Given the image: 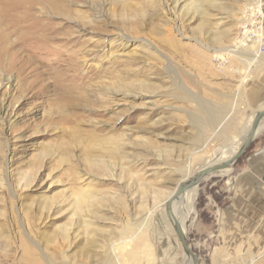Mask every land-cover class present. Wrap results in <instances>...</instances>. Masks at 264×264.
<instances>
[{
	"label": "rangeland",
	"instance_id": "1",
	"mask_svg": "<svg viewBox=\"0 0 264 264\" xmlns=\"http://www.w3.org/2000/svg\"><path fill=\"white\" fill-rule=\"evenodd\" d=\"M124 1L144 22L107 0L0 5V264H185L165 199L264 109V0ZM252 149L198 185L182 224L200 264H264V219L227 235L220 211Z\"/></svg>",
	"mask_w": 264,
	"mask_h": 264
},
{
	"label": "bare ground",
	"instance_id": "2",
	"mask_svg": "<svg viewBox=\"0 0 264 264\" xmlns=\"http://www.w3.org/2000/svg\"><path fill=\"white\" fill-rule=\"evenodd\" d=\"M16 1V0H15ZM110 2V4L112 5L111 7V12L113 13V15H115V17L118 18V20H120L121 23H124V24H129V23H133L134 25L138 26L139 23H142L144 22L142 17L141 19H138V16H140L141 14V9H138V8H132V6L130 5V3H127L125 2L124 0H107ZM55 2V1H54ZM209 2V1H208ZM204 3V2H203ZM211 3V2H210ZM209 3V4H210ZM213 3V2H212ZM9 4V0H0V5L1 6H7ZM12 4V3H11ZM10 4V5H11ZM16 4L13 3V5ZM56 5V4H55ZM191 5V4H190ZM63 9L61 10L63 14H67L65 12H68V6H67V3L64 4L63 2ZM85 6V5H84ZM151 8H155V5L151 4L149 5ZM192 6V5H191ZM256 6L258 7L259 6V1H257V4ZM16 7V6H15ZM17 7H18V3H17ZM90 7V6H89ZM143 7V6H142ZM196 7V6H194ZM99 9V8H98ZM145 9V8H144ZM195 10V9H194ZM97 11V10H96ZM196 11V10H195ZM144 11H142L143 13ZM98 13H96L97 15ZM152 14V13H151ZM1 15V14H0ZM35 15V14H34ZM95 15V14H94ZM66 16V15H65ZM83 16V15H82ZM85 16V15H84ZM38 17V16H37ZM130 17H133V19H131ZM111 18V17H110ZM80 19V18H79ZM95 20V19H94ZM37 20H35L36 22ZM42 23V22H41ZM41 27V26H40ZM44 27V26H43ZM12 28V27H11ZM201 28V26H200ZM40 29V28H39ZM47 29V28H44V30ZM37 31V29H36ZM35 32V31H34ZM135 33V32H134ZM35 34V33H34ZM44 37V36H43ZM250 41V39H248ZM127 41V40H126ZM247 41V42H249ZM127 43V42H124V44ZM16 44V43H15ZM245 45V43H244ZM229 51H231L229 49ZM0 81H2L0 79ZM5 81V80H4ZM5 83V82H4ZM8 81L5 83L7 84ZM110 95H120L119 93L117 92H114V91H110L109 92ZM125 94V93H124ZM109 95V94H108ZM123 95V94H122ZM110 97V96H109ZM112 97V96H111ZM252 118L253 116L250 118L249 122L247 123V127H246V131L245 133L243 134V136L234 144L230 145V146H225V147H222L220 152L217 153V155H215V158L214 159H211L207 162H205V164L202 166H206V165H210V164H213V163H216V162H220V161H223V160H226L232 156L235 155V153L238 151V149L240 148L245 136L247 135V132L250 128V125H251V121H252ZM0 119H1V116H0ZM261 126H264V119L262 120L261 124L259 125V128H258V133L263 129L261 128ZM230 168V167H229ZM201 169V168H200ZM199 169V170H200ZM198 170V171H199ZM224 170H227V169H224ZM222 170V171H224ZM197 171V172H198ZM179 174L182 173V169H179ZM191 177V176H190ZM189 177V178H190ZM206 178V177H205ZM188 179V176L187 174H183L182 176V179L179 180L177 182V184L181 181H185ZM176 184V185H177ZM176 185L173 187V189L171 190V192L168 194V197L171 195V193L174 191ZM160 191V190H159ZM197 191H198V185H194L188 189H186L184 192H182L181 194H179L178 197H176L173 202H172V205H171V217L172 219H175L176 221L179 222V224L183 227V222L184 220L187 218V216L189 215V213L193 210V205H194V202H195V199H196V196H197ZM161 192V191H160ZM160 195V194H159ZM162 196V195H161ZM159 196V197H161ZM92 197V194L89 193V192H77L76 194L73 195V202H72V207L74 209V214H78L79 211H81L84 206H85V203H87V201ZM168 197L165 199L163 205H165V212H166V201L168 199ZM86 200V201H85ZM155 200V199H154ZM154 200H153V204H154ZM160 201V200H159ZM157 203V202H156ZM159 203V202H158ZM84 205V206H83ZM154 208V207H153ZM152 215V211H148L145 213V215L142 217L141 220L137 221L135 224L132 225V227H137L136 229V232H140L142 231L146 226H147V221H149L150 217ZM166 216H167V213H166ZM171 228H172V231L174 232V229H173V224L170 223L169 219L167 218ZM131 228V227H130ZM132 229V228H131ZM183 229L185 230V226L183 227ZM133 230V229H132ZM135 230V229H134ZM122 231V230H121ZM134 232V231H133ZM135 232V233H136ZM124 234V233H123ZM122 234V235H123ZM126 234V233H125ZM134 237V235L132 236H126L125 238H128V240L132 239ZM127 240V239H126ZM178 240V239H177ZM117 243H113V248L114 246H116ZM183 253V252H182ZM113 258V257H112ZM183 260H184V263L185 264H192V260L189 256L185 255L183 253ZM115 260V259H114ZM111 258H110V261L107 263V264H113L111 263ZM117 261V260H116ZM115 261V262H116ZM118 264V262H117Z\"/></svg>",
	"mask_w": 264,
	"mask_h": 264
},
{
	"label": "crops",
	"instance_id": "3",
	"mask_svg": "<svg viewBox=\"0 0 264 264\" xmlns=\"http://www.w3.org/2000/svg\"><path fill=\"white\" fill-rule=\"evenodd\" d=\"M263 92L261 90L255 97L263 98ZM250 145H253L252 152L234 180L235 192L229 197L228 204L220 209L227 223L226 228H229L225 231L227 235H246L251 224L264 219V203L260 198L263 187L261 181L264 180V132L258 133ZM160 255L163 259L176 257L174 252H163Z\"/></svg>",
	"mask_w": 264,
	"mask_h": 264
},
{
	"label": "water",
	"instance_id": "4",
	"mask_svg": "<svg viewBox=\"0 0 264 264\" xmlns=\"http://www.w3.org/2000/svg\"><path fill=\"white\" fill-rule=\"evenodd\" d=\"M264 119V110L257 111L252 118L250 128L247 132V135L245 136L240 148L235 153L234 156L220 161L216 162L210 165H206L202 167L198 172L193 174L190 178H188L185 181L179 182L174 191L171 193V195L168 197L166 201V213L167 218L169 219L170 223L173 224L174 233L176 235V238L178 239L180 246L182 248V251L185 255L189 256L192 260V264H200L197 256L193 252L191 246L187 242V237L185 234V230L183 227L179 224L178 221L175 219H172L170 213H171V205L173 200L179 196L182 192H184L186 189L194 186L199 185L200 182L210 175H213L219 171H222L224 169H228L232 165H234L237 160L244 154L245 150L250 146L253 139L258 134V128L261 124L262 120Z\"/></svg>",
	"mask_w": 264,
	"mask_h": 264
},
{
	"label": "built area",
	"instance_id": "5",
	"mask_svg": "<svg viewBox=\"0 0 264 264\" xmlns=\"http://www.w3.org/2000/svg\"><path fill=\"white\" fill-rule=\"evenodd\" d=\"M261 21H263L262 19V16L261 18L256 22V27L254 29H249L248 28V23H246V27H242V32H241V37L238 36L237 39L238 41H240L241 39H244L245 38V29L250 33L251 37H253L252 39L255 40L257 38V34H258V31L263 32L262 28H259V26H261ZM259 23V24H258ZM261 36H259L260 38ZM262 39V37H261ZM243 41V40H242ZM263 41V40H262ZM260 44L258 45V51L260 52V50H263L264 49V43L263 42H259Z\"/></svg>",
	"mask_w": 264,
	"mask_h": 264
}]
</instances>
